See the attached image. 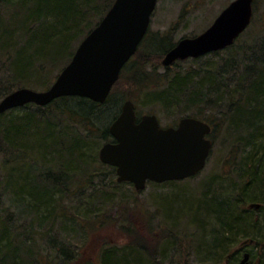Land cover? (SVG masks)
Masks as SVG:
<instances>
[{"label":"trees","instance_id":"trees-1","mask_svg":"<svg viewBox=\"0 0 264 264\" xmlns=\"http://www.w3.org/2000/svg\"><path fill=\"white\" fill-rule=\"evenodd\" d=\"M113 2L0 0V101L20 88H49L56 76L52 71L59 74L70 62L76 46ZM256 4L253 1V16ZM147 34L103 104L62 97L45 107L27 104L0 115V195L16 208L15 213H0V264H53L46 252L39 254L36 235L47 238L48 247L58 251V264H171L165 263L171 250L179 259L176 264H189L193 254L197 264H239L242 249L230 248L247 240L254 243L255 256L264 264V220L257 217L260 211L247 209L250 204L264 205V18L252 19L232 46L190 59L195 67L182 70L176 62L159 74L155 68L159 63H150L146 55L154 54L158 62L176 43L167 33ZM141 46L151 52L140 50ZM126 71H132L128 79ZM128 85L139 93H151L149 100L165 110L193 108L187 117L200 119L215 131L225 130L234 148L245 155L232 167L234 175L221 176L231 180L215 185V178L209 177L202 183L201 199L187 211L200 222L193 238L183 231L180 237L168 233L165 239L167 224L158 221L155 226L149 221V229L158 227L161 233L154 231L161 239L150 247L136 237L132 221L125 218L132 231L128 228L130 239L124 245L103 242L96 263L81 261L78 249L110 219L107 210L99 214L100 204L122 207L128 197L119 191L124 184L116 183L115 168L101 164L96 156L100 143L112 142L108 125L119 114V105L133 100L119 91ZM214 109L218 113L205 114ZM22 165L25 169L19 172ZM199 174L147 185L180 184ZM87 192L86 202L79 200L77 214L71 217L67 202ZM141 192L132 189L135 195ZM55 223L64 235L54 230ZM74 226L82 230L79 247L68 236L75 234Z\"/></svg>","mask_w":264,"mask_h":264},{"label":"water","instance_id":"water-1","mask_svg":"<svg viewBox=\"0 0 264 264\" xmlns=\"http://www.w3.org/2000/svg\"><path fill=\"white\" fill-rule=\"evenodd\" d=\"M254 0H233L201 34L180 39L162 58L163 67L197 59L232 46L248 28ZM157 0H114L99 23L78 44L70 62L49 88L17 89L0 101V115L27 104L45 107L62 97H78L103 104L124 65L143 40ZM112 142L104 143L99 161L115 168L116 182L143 191L148 182L163 184L199 174L209 158L210 126L183 117L175 128L163 129L153 114L138 121L134 103L125 100L108 125ZM259 204L255 205L258 209ZM264 217V214H263ZM249 258L244 253L240 264Z\"/></svg>","mask_w":264,"mask_h":264},{"label":"rangeland","instance_id":"rangeland-1","mask_svg":"<svg viewBox=\"0 0 264 264\" xmlns=\"http://www.w3.org/2000/svg\"><path fill=\"white\" fill-rule=\"evenodd\" d=\"M232 1L233 0H157L156 7L150 18V24L147 35L149 36V35L167 33L169 38L174 43H177L180 39L185 37L197 36L201 34L203 31H205L212 24V22L219 15V13ZM254 1H256L257 4L255 9V14L252 17V19H255L256 21H260L261 18H264V0H254ZM248 28H250V25L248 26ZM140 50L151 52L148 48H144L142 46L140 47ZM146 56H149L150 63L151 62L159 63L157 67L154 64L158 74L164 72L165 67H163L161 64L162 58L164 56L161 57L160 60L158 59V62L154 54L150 53ZM209 57L210 56H208V58ZM177 62L179 67L182 68V70H187L188 68L195 67L193 65V62L190 61V59L184 61H177ZM131 72L126 71V75L124 74L126 79L131 77L130 76ZM53 75H56L54 77L56 79L58 75L56 69L52 71V77ZM128 86L125 87L126 89L121 88L119 91L126 93L128 96L130 95L133 96V100L131 99H125V100L133 101L135 105V112L137 118L139 119L143 115L153 114L157 117L159 124L161 126L163 127L174 126L175 124L178 123V121L181 118L187 117L192 113L193 108L191 107L188 109H184V107L182 106L181 107L175 106L174 108L171 107L165 110L158 104L153 103L151 100H149L148 97L150 96L149 94L151 93L149 92L146 93V91L144 92L141 91V93H139L137 92L136 89L134 90L132 86L130 85ZM31 89L37 91L44 90L41 88H37V89L31 88ZM124 101H122V103ZM122 103L119 105L120 109ZM210 112L218 113L216 109H214V111L206 110L205 114L211 116ZM103 125L104 124L102 123L101 126ZM210 139L213 141V146L209 158L207 159L206 166L203 169V171L199 174V176L194 180L183 182L180 184L179 183L173 184V185H163V186L147 185L146 188L143 190V192H141L139 195H135L132 193V189L133 190L135 189L134 187H130V183H123L124 187L119 189V191L122 190V195L128 196L125 197L128 201L126 200L127 202L126 201L123 202L122 207H116V206L109 207L110 205L107 204L103 205L104 203L100 204L99 202H96L101 205L102 210L101 212H99V214L102 213V211L107 210V219L108 218L110 219L108 220V222H106L107 224L102 229L97 230V233L91 234L89 240L85 243V245L78 249L79 260L81 259V261H84L86 259L91 263H96L97 260L96 261L94 260L97 257L98 248L102 245L103 242L117 243L120 246L124 245L130 239L128 237L129 236L128 234H130L128 232V228H130L132 231V228L128 226V223L126 222L125 218H130V221H132V225H134L133 228L135 229L136 232L135 234H137L136 237H140L141 240L144 242L147 241L150 244L149 245L150 247H152L153 243H156L157 240L161 239L160 236L161 233L158 227H155V229H149L148 227L149 221H152V223H154L155 226L156 224H158V221H164V223L167 224L164 225L166 228V231L164 230L165 239H167V236L170 235L168 233L180 237L182 236L183 231L186 232L187 235L193 238L195 231H197V229L199 228L200 222L197 220L196 216L193 213L190 214L187 213V211L189 206L192 205L195 200L201 199L200 192H202L201 190L203 188L202 183L204 181H207L209 177L210 178L213 177V179L215 178L216 180L215 185L226 180H231L230 177H228L225 180L222 179L221 176L226 174L230 176L234 175L235 171L232 170V167L237 163L239 164L241 161V157L245 155L243 151L241 153L239 149L234 148L233 146L234 144L233 141L231 140V137L228 135L226 136L225 130L223 129L221 131L220 130L215 131L214 129ZM102 145L103 144L100 143V145L97 147L96 156L98 162H100L98 158V152ZM31 158L35 159L36 156H31ZM24 167L25 165H22L20 167L21 169L19 168V172L20 170L24 171L23 170L25 169ZM94 167H97V165L95 164ZM105 171L108 172V170H104L103 172L105 173ZM97 181H98L97 179H94V183H97ZM214 187L215 186H213V188ZM88 192L83 196H75V198H72L70 201L67 202V206L69 207L68 209L69 214L71 215V217L76 216L77 213L75 212L74 208L87 199ZM79 200H81L80 204H79ZM255 205L257 204L247 205V209L251 211L252 210L260 211L259 213L260 215L258 214L257 217H259V219L264 220L262 213L264 209V205L263 204L260 205L262 209H256ZM1 212H4V215L15 213L16 208L15 206L10 204L8 197L5 198L0 195V213ZM123 215H125V217H123ZM257 217L255 216L254 218L256 219ZM254 218L253 221H255ZM175 220L179 222V225L178 222H174ZM21 223H23V220L22 222L21 221L17 222V224H21ZM55 224L56 225L54 227V230L57 232L61 231V233L64 235V232L60 228L59 224L58 223ZM120 226L123 228V230L121 229ZM72 229H76L75 234L72 236L70 235L68 236L69 238H72L71 240L72 244L79 247L82 241L80 239L81 237L80 231L82 230L80 227L78 228L76 226L72 227ZM155 230L159 232L160 235L155 234L154 233ZM65 236L67 235L65 234ZM34 237L36 238V240H38V243L40 245L39 254L42 255L45 254L46 252L47 255L50 256V258L48 259L53 260L52 261L53 264H58L59 258L56 253L58 251L55 249L54 252L53 248L48 247L47 238L41 239L40 237H42V235L39 236L36 235ZM241 243L240 242L235 243L233 247L230 248L231 252H234L236 250L240 251V249H242L240 248ZM82 244L83 243H81V245ZM191 244L192 242L190 243V248L192 247ZM243 247L244 249L247 248L249 252H252V254L254 255L253 256L254 259L252 261H254L253 264L254 263L256 264L257 260L260 259L258 255L255 256V252L257 251V249L250 244L244 245ZM165 248L167 249L168 247ZM173 253H174L173 250L167 253L165 263H171V264L178 263L179 259L176 257L174 258ZM241 254L240 256H242ZM190 260L191 261L189 264H197L196 262L197 260L194 254L192 255V258ZM260 262L261 264L263 263L262 260ZM210 264H218V261L217 262L213 261Z\"/></svg>","mask_w":264,"mask_h":264},{"label":"flooded vegetation","instance_id":"flooded-vegetation-1","mask_svg":"<svg viewBox=\"0 0 264 264\" xmlns=\"http://www.w3.org/2000/svg\"><path fill=\"white\" fill-rule=\"evenodd\" d=\"M201 58V57H200ZM139 120V118H137V121ZM178 124V123H177ZM177 124H175L174 126H165V127H163V126H161L160 124V127L161 128H163V129H167V128H175L176 126H177ZM210 126V133H209V135L206 137V138H208V139H210V137H211V135H212V133H213V127L211 126V125H209ZM211 140V139H210ZM211 142H212V144H213V141L211 140ZM258 209H262L261 208V206L258 208ZM262 213L264 214V209H263V211H262ZM248 244H250V245H254V243H252V241H250V240H247V242L244 244V245H248ZM242 251H243V253H242V257H243V254L244 253H248L249 254V258H248V261H247V263L246 264H253V262L254 261H252L254 258H253V254H251L249 251H247V252H244V247H242ZM256 259H259V258H256ZM241 260V259H240ZM240 260H239V264H240ZM261 259H259V260H257V262H256V264H261ZM255 264V263H254Z\"/></svg>","mask_w":264,"mask_h":264},{"label":"bare ground","instance_id":"bare-ground-1","mask_svg":"<svg viewBox=\"0 0 264 264\" xmlns=\"http://www.w3.org/2000/svg\"><path fill=\"white\" fill-rule=\"evenodd\" d=\"M208 125H209V124H208ZM246 242H247V241L242 242L240 248H242ZM241 253H242V252H241Z\"/></svg>","mask_w":264,"mask_h":264}]
</instances>
